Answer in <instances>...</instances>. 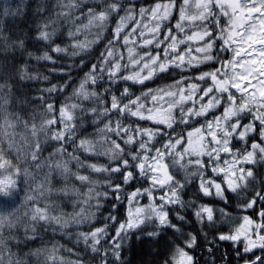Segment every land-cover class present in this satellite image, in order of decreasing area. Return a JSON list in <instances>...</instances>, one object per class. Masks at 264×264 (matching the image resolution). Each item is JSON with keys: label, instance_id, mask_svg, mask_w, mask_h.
<instances>
[{"label": "clouds", "instance_id": "clouds-1", "mask_svg": "<svg viewBox=\"0 0 264 264\" xmlns=\"http://www.w3.org/2000/svg\"><path fill=\"white\" fill-rule=\"evenodd\" d=\"M0 264H264V0H0Z\"/></svg>", "mask_w": 264, "mask_h": 264}]
</instances>
